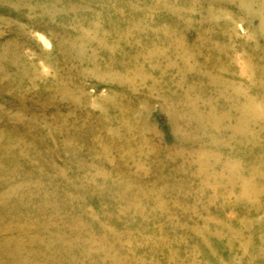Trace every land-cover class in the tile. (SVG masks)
Instances as JSON below:
<instances>
[{"label": "rangeland", "instance_id": "obj_1", "mask_svg": "<svg viewBox=\"0 0 264 264\" xmlns=\"http://www.w3.org/2000/svg\"><path fill=\"white\" fill-rule=\"evenodd\" d=\"M259 1L0 0V264H264Z\"/></svg>", "mask_w": 264, "mask_h": 264}, {"label": "bare ground", "instance_id": "obj_2", "mask_svg": "<svg viewBox=\"0 0 264 264\" xmlns=\"http://www.w3.org/2000/svg\"><path fill=\"white\" fill-rule=\"evenodd\" d=\"M9 1V0H8ZM223 1H225V2H229V4L231 3H235V2H238V3H240L241 4V7L243 8V5L245 6L246 5V3L245 2H243V0H223ZM254 1V0H253ZM245 3V4H244ZM250 3V2H249ZM256 3V2H255ZM248 6V5H247ZM257 6H261L260 7V10L259 11H262V10H264V1L263 0H260L258 3H257ZM123 8V7H122ZM260 24H262L263 26L262 27H264V16H262V19L260 20ZM89 29V28H88ZM91 29V28H90ZM231 35H236V30H235V28L233 27V26H231ZM263 33H264V30H263ZM2 33H0V37H2ZM90 37V36H89ZM1 39V38H0ZM42 40H45L44 38L42 39ZM9 41V40H8ZM5 41H3V42H1L2 44L4 43ZM0 43V44H1ZM6 43V42H5ZM77 43H79L78 41H77ZM217 47H218V45H216ZM234 48V47H233ZM164 49V48H163ZM188 54H190V52L188 53ZM235 54H234V57H231L230 59L234 62L235 61ZM7 58H9V60H12V56H11V54H9V57H7ZM256 58H257V61L259 62L258 64L259 65H262L261 66V68H258V66L257 65H254V67H256L257 69H258V71L259 72H261L263 75L262 76H264V50L263 51H260V54H258V55H256ZM0 59H1V57H0ZM234 59V60H233ZM2 60V59H1ZM252 60V59H251ZM250 61V60H249ZM13 62V61H12ZM261 62H263V63H261ZM4 67V66H3ZM5 68V67H4ZM256 69V70H257ZM236 71H237V73H238V75L240 76L242 73H244L243 72V69H238V68H236ZM259 77H260V75H259ZM214 80V82L215 83H217V84H219L220 86L219 87H221V88H223V90H227V88H229V86H230V83L228 82L229 80H225V81H221V82H219V80H216V79H213ZM251 82H252V78H250L248 81H246V83H247V87H249L250 85H251ZM259 82V81H258ZM222 84V85H221ZM236 84V83H235ZM238 84H240V83H238ZM237 84V85H238ZM236 92V91H235ZM243 92L247 95V97H248V100H249V103H250V105L251 106H256L257 105V103H258V99H256L255 97H254V99H252L251 98V95H249V93H248V91L247 90H243ZM244 96V95H243ZM253 97V96H252ZM234 100L236 99V98H233ZM234 102V107H233V109H234V111H235V116L234 117H232V118H230V119H232L233 121H235V126H230V129H232V131L234 132V131H239V124H249V123H251L252 121H253V118L249 115V112L248 113H245L244 112V110H243V108H241L240 106H241V103L240 102H236V101H233ZM259 104V103H258ZM254 109V108H253ZM263 116V115H262ZM250 125V124H249ZM241 134H242V136L243 137H246L247 136V132L246 131H242V132H240Z\"/></svg>", "mask_w": 264, "mask_h": 264}]
</instances>
